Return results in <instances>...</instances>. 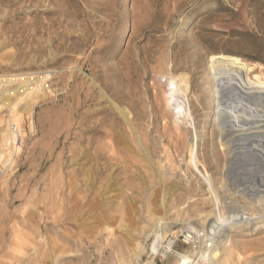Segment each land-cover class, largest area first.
<instances>
[{
  "label": "rangeland",
  "instance_id": "obj_1",
  "mask_svg": "<svg viewBox=\"0 0 264 264\" xmlns=\"http://www.w3.org/2000/svg\"><path fill=\"white\" fill-rule=\"evenodd\" d=\"M231 61L264 82V0H0V99L50 73L0 176V264H125L136 229V263L167 264L153 229L186 254L209 213L237 223V264H264V97L212 81Z\"/></svg>",
  "mask_w": 264,
  "mask_h": 264
},
{
  "label": "bare ground",
  "instance_id": "obj_2",
  "mask_svg": "<svg viewBox=\"0 0 264 264\" xmlns=\"http://www.w3.org/2000/svg\"><path fill=\"white\" fill-rule=\"evenodd\" d=\"M249 72L250 69L248 67H245L238 62L231 61L216 62L212 64L210 73L213 76L212 81L215 80L217 81L216 83L222 84V86L230 83L223 79L224 76L244 74V78L242 77V79L240 76H237L240 77V81L238 82L237 86L240 88V92L245 95H256L259 97H264V82L249 78ZM49 77L50 73H45L33 78H28V80L26 78L14 77L8 80L1 81L2 83H6L7 81L8 83L19 82V84L23 85L19 89H16V93H9L7 96H4L2 99H0V104H2L0 106V110L2 109L1 107H3L9 113L7 114L8 119L5 120L6 129L4 128L3 131L0 132V161L5 156H7L4 161H9V163H11L13 160L12 156H15V154L19 152L21 145V131H18L17 129L19 127L21 114L31 115L34 107L40 101L46 99L47 95L43 91V89L45 88H43V83ZM216 83H214L213 85H215ZM21 88L23 89L20 90ZM4 98L6 99L5 101H3ZM17 99L18 102H16ZM120 115L125 119L127 125L130 127L129 121L126 120L128 114H125L122 110L120 112ZM32 127L33 126L31 123L30 128ZM162 192L163 197L161 196L162 198H159L158 201L150 202L147 207L148 215L154 222L157 220L159 222V220H162L166 214V209L164 208L165 190H163ZM161 205L163 206V209L161 208ZM203 218V223L204 225H206V227H204L205 234L200 235L199 232L196 231V229L186 227L188 234L184 235V243L190 245V251L186 254L178 253L174 249L175 242L173 240H165V238L162 236L165 230V227H163V225H160L158 228L153 229L151 234L155 237L154 239L156 241L155 247L152 246L154 247V250L152 249L153 254L160 252L162 248H164V250H166L167 252H173V254L175 255V259L169 261L167 264H237V261H239L240 259V255L236 251L237 247H235V244L232 242L233 240H231L228 235L231 230L234 229L235 226H237V223L231 222L233 220V217L220 216V214L214 215L209 213ZM259 218L260 217L256 219ZM121 219H123V217ZM239 219L241 220V218ZM260 223V221L255 222L254 226ZM191 234H193L194 236H192ZM63 239V242L67 241V238ZM124 242L129 253V259L126 258L128 260H124L125 264H137L136 262L143 252V249L137 239V229L133 230L132 234L127 233V237H124ZM53 247L54 257L57 259L62 253L63 245L60 243V241H54ZM149 264H156L155 258H153L149 262Z\"/></svg>",
  "mask_w": 264,
  "mask_h": 264
},
{
  "label": "built area",
  "instance_id": "obj_3",
  "mask_svg": "<svg viewBox=\"0 0 264 264\" xmlns=\"http://www.w3.org/2000/svg\"><path fill=\"white\" fill-rule=\"evenodd\" d=\"M5 159L0 161V176H2L5 171L9 168L10 164L9 161H4Z\"/></svg>",
  "mask_w": 264,
  "mask_h": 264
}]
</instances>
